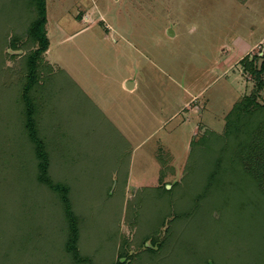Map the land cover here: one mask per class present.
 Wrapping results in <instances>:
<instances>
[{"label":"rangeland","instance_id":"1","mask_svg":"<svg viewBox=\"0 0 264 264\" xmlns=\"http://www.w3.org/2000/svg\"><path fill=\"white\" fill-rule=\"evenodd\" d=\"M46 1L49 61H40L30 96L50 177L70 188L78 247L90 261H77L66 248L60 192L36 179L23 87L38 44L22 26L27 20H12L8 11L20 17L33 1L0 0V213H25L20 222L31 227L25 234L4 223L10 235L31 238L14 244L6 264H264V215L243 220L234 202L220 206L232 177L253 184L237 156L227 162L226 146L235 139L224 123L234 102L254 87L242 59L264 53V0ZM128 72L137 80L134 93L121 88ZM61 87L70 90L62 96L70 112L80 96L93 99L131 140L130 154L102 110L92 113L94 129L74 113L61 122L54 103ZM258 101L264 102V89ZM61 124L69 127L66 138ZM125 163V179L109 184ZM1 193L15 204H4ZM256 209L258 216L262 209ZM240 220L249 224L239 231Z\"/></svg>","mask_w":264,"mask_h":264},{"label":"trees","instance_id":"2","mask_svg":"<svg viewBox=\"0 0 264 264\" xmlns=\"http://www.w3.org/2000/svg\"><path fill=\"white\" fill-rule=\"evenodd\" d=\"M32 1H33V5L32 7L30 6V9L32 10L30 9L28 10L26 8L25 10L22 11L20 17L19 16L16 17L17 15H19V13L14 14L13 12H11L13 10L10 9V7H8V11L11 16H14V17H10L12 20H16L17 18L27 20L26 22L23 21L24 24H22V26L27 25L28 32L33 36V38L37 41V44H38L36 49L30 52L28 56V60H27L28 80L23 87V97L25 99V104H26V109H25L26 124L25 126H26L30 140L35 144V153H34L35 154V165H36V169L38 170L36 179L40 184H47L52 189L60 192L61 197L66 207L67 215H68V226L67 227H69V230H68L69 232H68V241L66 243V248L74 256V259H76L77 261L86 260L87 262V261H90L89 257L82 256L80 254V250L78 247L80 228L77 222V217L74 214L72 207H71L70 188L66 184L55 183L50 177V174H49L50 159L46 151L45 142L43 138H41L39 131H38L37 122L35 119L34 102L32 101L31 96H30L31 90L34 88L35 84L38 82V67H39L40 61L44 57L48 59L49 61V56L46 55L45 53H47V50L50 45V38H49L48 31H47V24H48L47 1L46 0H32ZM14 4L13 2H11L9 6H12ZM3 6H2V9H3ZM20 7L24 8L21 5ZM259 59L261 60L260 64H259ZM49 63H52V61H50ZM242 64H243L244 73L245 72L252 73L253 80H254V87L250 93L243 95L242 97H240L239 100L235 101L233 107L228 111V113L225 116L226 120L224 123L225 125L224 127L227 133L226 136L228 137L234 136V139H235V142H233V144H228L226 146L225 152H226V156L228 157L227 162L235 161V157L237 156V159L235 162L240 163V165L242 166L241 167L242 172H244V174L246 175V178L249 177V179L253 182V184L250 183V185L247 186V183H249L248 178H247V183H244L242 181L240 182V180H237V179H233L232 177L233 173H232L231 177L233 181L226 186L227 188L226 190L220 191L219 188L221 186L217 184L216 180H215L216 182L214 183V185L215 184L216 185L213 186L212 185L213 183H211V185H212V188H215V191L217 190L220 191V195L224 194V202L220 206H224V205L229 206L230 204L228 202H234V206L236 204L238 207L236 208L238 209L237 214L242 215L243 220H246V219L254 220L253 218L261 217L264 215V212H263L264 210V102L258 101L262 93V90L264 89V53L261 55L260 54H255L253 56L248 55L242 59ZM52 66H53V63H52ZM60 71L61 72L65 71V73H67V71L64 70L63 68L60 69ZM61 72H58L59 75L61 74ZM73 83L75 84V86L77 85L75 83V80H73ZM69 84L70 82L68 83V85ZM71 90H74V89H71ZM75 90H77V88ZM65 91H66L65 98H67L69 95L68 91L70 90L68 89L64 90L61 87L60 91L58 92L57 97L55 98V102H54L57 105L61 106V111H62L60 113L61 115L60 120H62L61 122L65 123L64 121L68 120L69 117L71 116L69 115L68 117H65L66 112L74 113V114H78L80 118L87 120V122L89 123L88 124L89 126L86 127L87 130H90V127L94 129V127H92L93 125L91 124L93 120L92 115L96 113V111H100V108L97 106V104L90 97L86 96L87 94L85 93L86 94L85 97L80 96L78 104L76 103L73 104V106L75 107V110L70 112V106H69L70 102L69 101L62 102V96L64 95ZM66 106H69V109H68L69 111L66 110L67 109ZM244 113L249 115L250 122H248L247 120L244 121L245 119L242 117ZM102 118L108 121L110 123L109 126L119 133L124 143H127L128 145H130V148L124 151L130 154L131 143L115 127V125L106 115L102 116ZM61 127H62V130L63 128L65 130V132H62V137L66 138V135L69 134V127L64 126V124H61ZM206 129H209V128H206ZM3 132L6 136L9 135L8 132L6 131H3ZM86 135H87V132H86ZM217 136L218 135H216L215 137ZM221 136H224V135L220 134L218 138H220ZM206 138L207 136L204 135L203 136L204 142H206ZM193 144H194V141L192 140L190 145L193 146ZM65 148L66 146L64 144V149ZM66 149L68 150L70 149V147L67 146ZM121 157H122L121 155H118L117 159H120ZM121 159L124 161L126 160V157L123 156ZM124 169L123 167L114 169L115 177H113L114 179H112L111 182H109V184L113 185V183L117 181V179H121L122 177L125 179L128 173V163H125ZM78 175L79 173L76 176ZM0 188L2 189L1 186ZM219 191H217V194ZM232 193H237L239 195L232 194ZM1 197L4 200V204H15L10 201V196H5L1 193ZM39 207H42V205ZM256 208H259V210L262 209V211L258 213V216H257L258 210ZM16 213L13 211V208H7V209L3 208L0 213V264H6V260L13 257L12 255L15 253V251L13 250L12 252H10V250L12 249V247H14V244L16 245L24 244V242H27L28 244L31 243L30 242L31 238L29 237L24 238L19 233H11L10 235V231H9L10 226L8 225L4 226L5 222L11 221L13 226L16 227L17 229L21 230L22 228H24L23 232L25 234H27L31 230V227L29 226V223H28L29 220L22 222V223L20 222V216H24L25 213L24 214L18 213L17 211ZM242 222L249 224L248 221L240 220L238 223H236V226H235L236 230L240 229V224ZM254 223L255 222H253L252 224L256 226V223L255 224ZM27 226H29V229L27 232H25V228ZM7 234L11 236L10 238L11 241L9 240L11 244L8 247V252H9L8 255L7 254L3 255L1 250L4 247L3 245H5ZM262 235L264 238V232H262ZM239 264H244V263H239Z\"/></svg>","mask_w":264,"mask_h":264},{"label":"crops","instance_id":"3","mask_svg":"<svg viewBox=\"0 0 264 264\" xmlns=\"http://www.w3.org/2000/svg\"><path fill=\"white\" fill-rule=\"evenodd\" d=\"M171 34H173L172 31H170ZM56 62V61H55ZM66 70V69H65ZM67 71V70H66ZM77 82V80H75ZM77 84H79L77 82ZM121 88L127 90L129 93H134L135 89L137 88V80L136 77H133V74L128 72L126 73L122 79H121ZM81 86V85H80ZM93 100V99H92ZM96 103V102H95ZM235 103V102H234ZM98 106V105H97ZM100 108V106H98ZM100 110H102L100 108ZM103 111V110H102ZM103 113L112 121V123L115 125V127L126 137V139L131 143V140L123 133V131L120 129V127L113 121L104 111ZM134 150V147H133ZM133 152V151H132Z\"/></svg>","mask_w":264,"mask_h":264}]
</instances>
